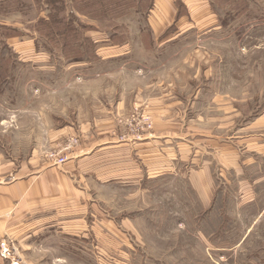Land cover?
Here are the masks:
<instances>
[{"label":"rangeland","instance_id":"obj_1","mask_svg":"<svg viewBox=\"0 0 264 264\" xmlns=\"http://www.w3.org/2000/svg\"><path fill=\"white\" fill-rule=\"evenodd\" d=\"M49 1L0 0V152L11 159L16 146L24 151L32 130L41 140L83 121L94 133L90 116L110 105L114 119L99 118L100 134L129 146L172 131L178 159L163 174L148 169L139 183L100 181L97 205L84 213L89 231L68 228L76 235L68 236L65 260L52 251L42 257L49 264H264V130L251 127L264 115V0H211L213 32L202 31L204 18L195 15L197 30L156 44L148 0L127 10L113 4L103 15L99 0H64L58 9L85 26L66 48L39 31ZM140 40L154 46L141 49ZM109 42L128 51L109 57L102 50ZM158 118L173 126L158 128ZM73 134L66 151L49 155L57 163L78 146ZM229 155L237 164L222 165ZM2 239L21 264L14 240Z\"/></svg>","mask_w":264,"mask_h":264},{"label":"crops","instance_id":"obj_2","mask_svg":"<svg viewBox=\"0 0 264 264\" xmlns=\"http://www.w3.org/2000/svg\"><path fill=\"white\" fill-rule=\"evenodd\" d=\"M175 1L154 0L148 11V27L154 44L159 37L163 41V36H177L186 30H197L196 18L201 16L205 26L202 31L213 32L218 27L212 20L214 15L211 13V0H179V7L175 5ZM169 27H173L172 32H166ZM15 41L18 40L12 38L8 43L20 47ZM138 43L141 49L154 46L144 45L142 40ZM102 50L109 57H117L128 51V45L109 42L102 46ZM96 109L101 115L98 119L97 116H90L94 126H97L94 133L89 129L88 123L83 121L78 122L80 124L77 126H62V129L59 127L54 132L49 130L42 134L41 140L39 137L36 139L32 130L30 137L28 136V147L24 151L16 146L11 159L3 155L4 151L0 152V238L14 240L21 264H49L42 257L49 251L54 252L57 259H66L68 236L76 235L74 231L68 233V228H74L72 226L78 223L82 229L81 234L89 231L87 225L83 226L84 213L86 216L87 208H91L92 212L97 205L93 192L97 198L100 181L102 184H113L115 181L123 185L139 183L147 178L148 169L155 170L156 174H163L166 166L172 168L177 163L178 156L173 154L171 147L177 133L170 131L159 134L157 132H161L160 130L155 131L152 138L145 137L128 146L109 134L99 133L98 126L102 121H105L104 124L113 121L114 106H97ZM160 120L163 119L158 118V128L173 126L172 122L168 124ZM180 120L185 123L183 118ZM253 121L251 127L257 131L264 130V115ZM176 122L178 125V120ZM72 126L76 131L72 130ZM74 132L78 135V146L64 162L57 163L56 155H49L56 151L60 155L61 151H66L64 148L68 145L67 137L74 135ZM23 141L24 139L12 142L18 144ZM14 154L20 155L22 161L12 162ZM227 163L231 166L237 164L236 161L233 162L232 155L225 157L221 164ZM91 217H94V221L90 223V230L95 233L92 228L98 219L93 213ZM36 256L39 258L36 259ZM0 264L8 263L0 258Z\"/></svg>","mask_w":264,"mask_h":264},{"label":"trees","instance_id":"obj_3","mask_svg":"<svg viewBox=\"0 0 264 264\" xmlns=\"http://www.w3.org/2000/svg\"><path fill=\"white\" fill-rule=\"evenodd\" d=\"M148 1L149 2L147 3L146 8L150 9L153 5L154 0ZM63 2L64 0H50L49 4L53 10H49V14L47 15L48 20H46V18H39L38 21L39 24H41L43 27V29L39 30L40 32H47L46 35L49 36V40L56 37L57 41H63L62 46L66 48L73 32H81L80 30L85 29V26H83L82 24L74 26V21L76 19L72 15L65 16L66 10L58 9L63 5ZM89 2L90 1L88 0L86 3L89 4ZM141 2V0H118L114 3L107 0H99L101 9L103 11L102 15L106 13L107 9L111 10L113 4H115V10H120L122 7V10H127L129 8H133L134 4L141 5ZM99 3H96V5H98ZM95 17H100V15Z\"/></svg>","mask_w":264,"mask_h":264},{"label":"built area","instance_id":"obj_4","mask_svg":"<svg viewBox=\"0 0 264 264\" xmlns=\"http://www.w3.org/2000/svg\"><path fill=\"white\" fill-rule=\"evenodd\" d=\"M62 162V160H60ZM0 257L3 259L11 258V264H19L17 260L13 258V249L9 247V241L0 240Z\"/></svg>","mask_w":264,"mask_h":264}]
</instances>
